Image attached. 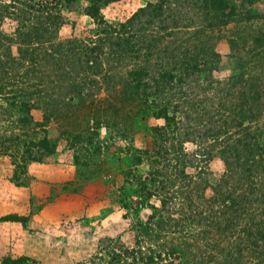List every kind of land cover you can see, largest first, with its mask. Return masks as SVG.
<instances>
[{
  "label": "rangeland",
  "instance_id": "1",
  "mask_svg": "<svg viewBox=\"0 0 264 264\" xmlns=\"http://www.w3.org/2000/svg\"><path fill=\"white\" fill-rule=\"evenodd\" d=\"M12 2L0 0L10 13H0V112L12 115L0 116V218L18 219L0 221V264H264V236L252 243L249 235L262 231L256 227L264 222V186L252 178L244 186L228 179L221 158L235 142L264 148V0H204L205 12L194 10L192 22L150 31L140 51L129 53L117 47L128 34H103L107 27L85 15V0L62 4L55 13L62 24L43 35H31L28 25L19 30L23 20L17 23L6 8ZM161 2H108L100 14L119 29L138 9ZM98 41L101 90L82 104L69 99L68 86H81L82 77L63 78L70 67H54L46 54L56 44L70 42L81 51ZM152 42L159 50L147 48ZM145 61L155 80L163 72L177 77L175 64L192 62L204 82V100L184 90L164 99L148 96L147 80L133 74ZM52 74L58 84L48 79ZM59 88L68 97L55 104ZM26 100L50 105L38 139L18 119ZM181 107L197 124L213 110L223 134L215 149L201 147L196 168H184L191 185L180 182L182 168L172 150L164 151L159 131L166 125L161 111L171 118ZM31 114L43 122V111ZM44 136L56 148L37 161L34 143ZM179 147L186 154L199 149L189 142ZM224 190L246 202L231 216L219 213L228 203Z\"/></svg>",
  "mask_w": 264,
  "mask_h": 264
},
{
  "label": "trees",
  "instance_id": "2",
  "mask_svg": "<svg viewBox=\"0 0 264 264\" xmlns=\"http://www.w3.org/2000/svg\"><path fill=\"white\" fill-rule=\"evenodd\" d=\"M12 1L13 2L8 4L6 8H10L12 13L14 12L13 14H16L15 18L17 19V23H19V18L23 20L21 24L19 23V30L26 29V25H28L31 35L34 32L43 35L45 33L51 34L52 31H50V29L54 28L55 31L62 24L61 17L55 15V13L61 8L62 4L69 5L75 0H43L42 3L36 2V0ZM115 1L119 0H85L88 6L85 7L84 13L96 25H105L107 30L104 29L102 33L111 38L117 37L118 35L120 36L121 34L124 35L125 33L128 34V38H123V40H125L124 44L122 42L117 45V47H121V53L131 52L130 48L139 52L140 47H138V45H142V39L144 40L146 35L151 36V34H147L150 31H152L153 35H157L159 33L166 32L169 28L175 29L179 27L184 20L191 19L189 22H192L194 10H201L203 13L205 12L203 10V5H205V3L203 4L204 0H162V2L158 5L147 4L145 7L138 9L125 23L119 26V29H116L109 27L100 14L103 4ZM0 13L10 14L5 10V7L2 9L0 8ZM247 17L251 18L249 14ZM31 35H29L30 38L32 37ZM119 36L117 38H119ZM147 48L159 50V46H157L155 42H152L147 46ZM36 55L38 56V54ZM46 55L54 67H61L64 69H68V67H70L69 70L64 73L65 75L63 78L75 79L76 77H82V81L80 82L81 86L68 85L69 87H73L71 93L69 94V99L77 97L82 104H86L88 101H92L95 96L100 93L101 85L98 78L102 76L104 72V64L102 63L103 48L101 41L95 43L94 46H84L81 51L72 46L70 42L67 45L56 44L51 46V50ZM34 57L37 58L36 56ZM194 61L195 59L192 60V62ZM146 63L148 62L145 61L144 65L140 67L139 73L136 71L133 73L134 76H138V78L145 79L147 81L150 80L154 84V86L148 85L149 82L143 80V83H145L146 86V89L143 90L146 94L148 91V93L156 95L157 98L164 99L167 98V96L173 97L178 93L184 94V90L187 94L194 95L195 99H198L200 102L204 100L207 92L202 84L204 82H200V76L198 75L199 69L197 71L195 64H175L177 67L179 66V69L177 70L179 74L177 77L175 75L173 76L170 72H163L159 74V80H155V78H153L150 74V71H152L151 68ZM55 77L59 78L58 74H52V77L48 79H52L54 83L58 84L60 81H57ZM56 90H58V95L57 100L54 99L53 101L55 104L68 97V93L64 91V88ZM147 95L149 96L150 94ZM40 98L41 97L38 99L40 100ZM39 100H37L35 104L31 105L27 104L29 100H26L25 104H22L20 107L21 110H19L20 113L18 118L23 128L32 126V130H34L33 134H37L35 135L37 139L38 136L45 134V129L42 126L50 119V105L47 104V101H44V108H42V106L37 104ZM45 104L48 105L47 110L45 108ZM11 106L17 107L13 103H11ZM182 107L180 110L172 112L173 116L171 118H169L167 111H161V117L164 119L166 125L159 128V131L161 132L160 136L162 141L166 144L163 146L165 149L164 151L167 152L172 150L177 156L176 165L182 168L177 170V175L179 179H181L180 182L191 185V178L185 174L184 168H196L198 152H200L201 147L210 145L208 146L209 148L215 149L219 146L216 144L217 140L220 139L223 134L213 110L206 113L205 124H197L193 122L190 113ZM34 110L43 111V122L34 121V117L31 114ZM46 111L47 114L45 113ZM0 113V116H6L9 118L12 117V115L8 114L6 110H2ZM176 114L179 115L177 119ZM11 122L16 124L15 129H17V117L12 119ZM165 129H167V132H164ZM9 138L13 137L10 136ZM209 141L212 142L208 144ZM166 142L169 144L167 145ZM188 142L193 143L197 148H199L197 149V153L186 154L181 152L179 145ZM243 144L241 142H235L229 153L226 154L223 152V155L221 154V158L227 171V177L228 179L236 178L238 183L242 186L247 185L246 183L250 180V178H252V182L254 179H257L258 183L264 186V148L256 147L253 151L250 145ZM34 147L36 148L37 153V157L34 159H37V161L42 159L43 156L53 154L56 148L55 144L50 142L46 136L39 139L38 143L35 142ZM254 152H258L256 154L257 157L253 156ZM239 154H245L247 156L246 160L241 161ZM237 190H240V188ZM222 195L224 201H227L228 203L223 204L221 210L219 211L221 214L228 213V215L231 216V213H236V211L241 208L242 204L246 203L243 201L242 197L234 196L235 194L230 193L228 190H224ZM262 195H264V190L261 193V196ZM199 198H202V196H199ZM261 202L264 203V196ZM17 219L18 218L16 216H4L0 218V221H17ZM258 228L262 230H260L261 232H255V235H259L258 237H255L253 232L249 234L253 239L252 243H257L256 241L263 240L264 222L261 226L259 224L256 227V229ZM4 263L15 264V262L9 259H5Z\"/></svg>",
  "mask_w": 264,
  "mask_h": 264
}]
</instances>
